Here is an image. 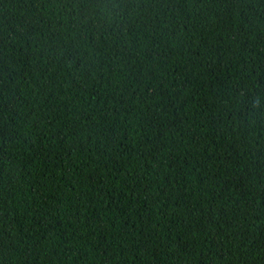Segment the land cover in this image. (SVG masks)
Listing matches in <instances>:
<instances>
[{
  "label": "trees",
  "instance_id": "trees-1",
  "mask_svg": "<svg viewBox=\"0 0 264 264\" xmlns=\"http://www.w3.org/2000/svg\"><path fill=\"white\" fill-rule=\"evenodd\" d=\"M0 264H264V0H0Z\"/></svg>",
  "mask_w": 264,
  "mask_h": 264
}]
</instances>
